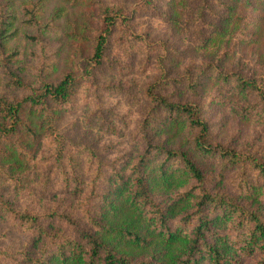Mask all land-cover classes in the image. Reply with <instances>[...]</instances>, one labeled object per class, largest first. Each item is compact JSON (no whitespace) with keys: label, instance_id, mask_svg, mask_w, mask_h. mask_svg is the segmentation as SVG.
Segmentation results:
<instances>
[{"label":"trees","instance_id":"obj_1","mask_svg":"<svg viewBox=\"0 0 264 264\" xmlns=\"http://www.w3.org/2000/svg\"><path fill=\"white\" fill-rule=\"evenodd\" d=\"M16 3L0 0V92L5 94L0 95V167L23 176L33 166L41 178L23 189L29 198L22 206L9 203L0 188L5 218L8 213L29 237L21 248L0 244V264H247L251 258L255 261L249 264H264V151L214 143L200 104L170 99L181 91L198 94L207 70L195 75L188 69L167 80L168 62L179 50L140 35L128 37L125 30L126 36H114L125 8L105 5L87 80L96 83V72L114 61L108 53L111 37L114 45L135 48L146 61L158 53L150 63L160 75L145 89L146 111L134 133L141 150L128 174L127 160L108 158L111 145L98 149L61 129L59 113L68 110L76 89L72 73L55 83L42 77L28 81L15 66L21 52L13 42L19 37L42 42L27 31L40 30L37 11ZM205 11L199 8L198 19ZM208 71L227 88L251 97L245 115L264 122L262 78L223 72L216 65ZM159 113L171 127L193 133L192 150L217 166V176L230 180L234 193L217 188L190 151L155 140ZM100 124L109 127L110 120ZM42 140L43 149L36 152L33 142ZM156 187L164 202L153 196ZM63 225L73 234L58 228Z\"/></svg>","mask_w":264,"mask_h":264},{"label":"rangeland","instance_id":"obj_2","mask_svg":"<svg viewBox=\"0 0 264 264\" xmlns=\"http://www.w3.org/2000/svg\"><path fill=\"white\" fill-rule=\"evenodd\" d=\"M16 2L18 7L26 6L37 11L40 30H26L42 37V42L28 41L22 37L13 42V46L21 52L15 66L21 68L20 71L24 72L28 81L42 77L55 83L72 73L77 79L76 89L68 110L59 113L61 129L72 135L74 141L89 143L98 149L111 145L112 148L106 149L108 158L118 163L127 160L124 165L128 164L124 168H127L128 174L133 169L131 164L134 157L141 150L134 133L146 111L145 89L160 74L150 63L158 53L146 61L145 56L135 48L128 51L114 45V37H111L108 53L114 61L96 72V83L87 80V60L93 50V38L102 29L105 5L113 3L125 8V19L120 23V28L115 26L112 29L114 36L125 30L128 37L140 35L145 41L167 42L170 47L179 50L168 62L169 72L165 75L167 80L182 75L188 69H192L195 75L207 70L203 81L205 83L198 94L189 95L181 91L170 99L198 102L202 108V117L210 123L214 143L236 150L264 151V122L244 113L251 97L227 88L208 71L212 65H216L223 72H241L250 78L264 80V0ZM202 6H205L206 11L200 20L198 10ZM211 23L215 25L210 26ZM200 30H203L202 34L199 33ZM117 40L119 41L118 37ZM8 93L18 94L11 90ZM1 94L4 93L0 92ZM251 96L254 101L255 97ZM52 107L62 110L60 105L54 104ZM158 118L153 129L155 140L171 148L190 151L206 176L213 177V184L217 188L235 192L230 180L217 176V166L214 163L199 157L192 150L191 131L171 127L160 113ZM109 120V127L100 124ZM32 146L36 152H41L43 140L41 145L33 142ZM17 172L5 173L0 167V188L3 198L9 203L22 206L28 204L25 200L29 198L23 189L26 190V185L30 183L36 186L41 174L33 166L26 168L23 176L16 175ZM159 189L156 187L152 194L159 196L160 202H164ZM0 208V244H13L15 248H21L29 237L21 232L8 213L5 218L3 209L6 208L3 203H0ZM58 228L64 229L67 234H73V229L69 226ZM252 261L255 258L249 259L247 264Z\"/></svg>","mask_w":264,"mask_h":264}]
</instances>
